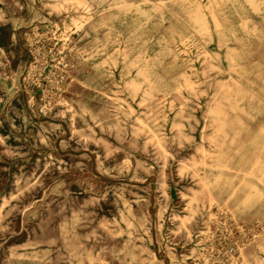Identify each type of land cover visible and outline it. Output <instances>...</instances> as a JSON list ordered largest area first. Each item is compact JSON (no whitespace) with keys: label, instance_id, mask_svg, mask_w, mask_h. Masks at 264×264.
<instances>
[{"label":"rangeland","instance_id":"374dc122","mask_svg":"<svg viewBox=\"0 0 264 264\" xmlns=\"http://www.w3.org/2000/svg\"><path fill=\"white\" fill-rule=\"evenodd\" d=\"M80 1L0 0V264H264V0Z\"/></svg>","mask_w":264,"mask_h":264},{"label":"bare ground","instance_id":"6f19581e","mask_svg":"<svg viewBox=\"0 0 264 264\" xmlns=\"http://www.w3.org/2000/svg\"><path fill=\"white\" fill-rule=\"evenodd\" d=\"M81 1L79 0V3H80ZM94 14L93 13H90V14H86V15H84V21H85V23L86 22H88L89 24L88 25H90V23H91V21H93V19H94ZM91 27L92 28H94V26L93 25H91ZM90 27V28H91ZM89 32V29H86L85 30V33H88ZM132 64V66H133V63H131ZM129 72H130V77H129V80H130V83H134V76H133V74L135 75V73H136V75L137 74H141V72L139 71V68L136 66V69H133V67H131L129 70H128ZM147 80H149V78L147 77ZM132 83V84H133ZM22 256L21 255H19V256H17V263H19V264H22L21 262H22V258H21Z\"/></svg>","mask_w":264,"mask_h":264}]
</instances>
